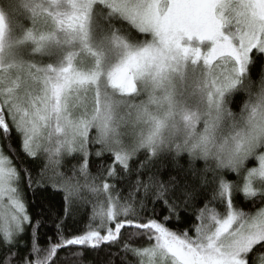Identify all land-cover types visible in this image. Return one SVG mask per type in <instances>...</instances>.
<instances>
[{
    "label": "snow or ice",
    "instance_id": "snow-or-ice-1",
    "mask_svg": "<svg viewBox=\"0 0 264 264\" xmlns=\"http://www.w3.org/2000/svg\"><path fill=\"white\" fill-rule=\"evenodd\" d=\"M261 62L264 0H0V264H264Z\"/></svg>",
    "mask_w": 264,
    "mask_h": 264
},
{
    "label": "trees",
    "instance_id": "trees-1",
    "mask_svg": "<svg viewBox=\"0 0 264 264\" xmlns=\"http://www.w3.org/2000/svg\"><path fill=\"white\" fill-rule=\"evenodd\" d=\"M262 66H264V62H261V64H258L255 68H253L252 75L254 78L257 77ZM245 98L246 97H244L243 94H240V95L235 97V101L231 105L232 110L234 112L239 111V108L242 105L243 100ZM141 158H143V156H141ZM92 159H93V166H92L91 171L93 174H95L97 172L96 166L101 164L102 162H107V158H105L104 161H101L100 159H96L95 157H93ZM188 161H189V157L186 154H184V155H181V157L175 162L171 158H168V159L162 160V161H157L156 166L158 168H160L161 178L164 180H167L170 175L171 176L177 175L178 168L176 166H174L175 164H178L179 166H182L184 169H187L189 167ZM75 163H76V160L69 158L65 161V167L67 169H70L71 166ZM161 165H163V166L161 167ZM251 165H252V163H249L248 166L251 167ZM193 167L196 169H202L204 167L203 161H200V160L194 161ZM181 175H183V173H181ZM188 176L191 177V172L188 173ZM229 179L230 180L235 179V175H231L229 177ZM28 195H29V198H31L30 192L28 193ZM44 196L47 197V200L51 202V204L54 206V208L59 207V205L61 203L62 193H56V192L52 191L51 189H49V191L47 193H45ZM245 203H247V202H245ZM90 209H91V206H89V211H90ZM158 211H159V209H158ZM85 223H86V221H85ZM70 225L71 226L69 228V231L80 226V225H76V224H71V222H70ZM54 231H55V227L52 224L51 220L47 221L46 227L41 229V233L43 235H45V237L52 236L54 234ZM43 243L44 242L42 240L41 244L43 245ZM75 251H77V249H66L60 253V256L65 257L66 253H71V252H75ZM107 260H108V256L106 254V250L104 248H101L98 251H93V250L85 251L82 260L79 257H73V256L69 255L66 259L58 261V264H106Z\"/></svg>",
    "mask_w": 264,
    "mask_h": 264
},
{
    "label": "rangeland",
    "instance_id": "rangeland-1",
    "mask_svg": "<svg viewBox=\"0 0 264 264\" xmlns=\"http://www.w3.org/2000/svg\"><path fill=\"white\" fill-rule=\"evenodd\" d=\"M253 166V163H252V165H251V167ZM238 178L235 176V179H233V181H235V180H237Z\"/></svg>",
    "mask_w": 264,
    "mask_h": 264
}]
</instances>
